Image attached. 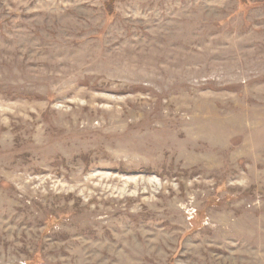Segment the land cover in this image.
<instances>
[{
    "label": "rangeland",
    "instance_id": "374dc122",
    "mask_svg": "<svg viewBox=\"0 0 264 264\" xmlns=\"http://www.w3.org/2000/svg\"><path fill=\"white\" fill-rule=\"evenodd\" d=\"M0 264H264V0H0Z\"/></svg>",
    "mask_w": 264,
    "mask_h": 264
}]
</instances>
